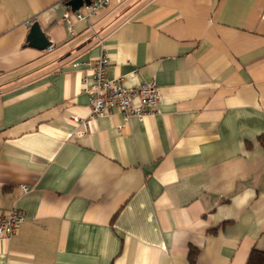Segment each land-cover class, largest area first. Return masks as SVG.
Masks as SVG:
<instances>
[{
    "label": "crops",
    "instance_id": "0c3cea01",
    "mask_svg": "<svg viewBox=\"0 0 264 264\" xmlns=\"http://www.w3.org/2000/svg\"><path fill=\"white\" fill-rule=\"evenodd\" d=\"M34 22L47 50L28 46ZM103 54L158 106L80 133ZM261 135L264 0H126L89 20L0 0V214L24 217L0 264H246L264 253Z\"/></svg>",
    "mask_w": 264,
    "mask_h": 264
},
{
    "label": "built area",
    "instance_id": "2783aa9c",
    "mask_svg": "<svg viewBox=\"0 0 264 264\" xmlns=\"http://www.w3.org/2000/svg\"><path fill=\"white\" fill-rule=\"evenodd\" d=\"M126 0H91L88 11L82 15L80 11L74 13L77 20L91 19L98 13L108 8L112 2L118 4ZM68 32L72 34L73 22L64 18ZM74 64L73 66H79ZM90 75L81 79V85L88 96L91 113L87 118L70 117V122L76 124L80 133L87 130L88 123L95 117H103L112 113L119 114L124 120L134 118L143 120L146 116L154 114L159 101V93L154 83L143 84L137 88H126L119 78L109 79L106 70L109 61L106 55H101L97 60L87 63ZM23 193L28 189L21 187ZM24 221L23 215L18 210H11L0 214V241L10 240L17 228Z\"/></svg>",
    "mask_w": 264,
    "mask_h": 264
},
{
    "label": "water",
    "instance_id": "95a60500",
    "mask_svg": "<svg viewBox=\"0 0 264 264\" xmlns=\"http://www.w3.org/2000/svg\"><path fill=\"white\" fill-rule=\"evenodd\" d=\"M91 0H70L65 6L72 12L79 11L82 7H89ZM28 46L39 51L47 50L50 47V42L46 38L44 31L38 23L34 22L29 27L27 36Z\"/></svg>",
    "mask_w": 264,
    "mask_h": 264
},
{
    "label": "trees",
    "instance_id": "16d2710c",
    "mask_svg": "<svg viewBox=\"0 0 264 264\" xmlns=\"http://www.w3.org/2000/svg\"><path fill=\"white\" fill-rule=\"evenodd\" d=\"M59 1H61L63 4H66L70 0H59ZM258 142L260 146L264 148V135H261L258 138ZM189 261H190V264L194 263L192 256H190ZM246 264H264V253L256 252L255 250H253Z\"/></svg>",
    "mask_w": 264,
    "mask_h": 264
},
{
    "label": "rangeland",
    "instance_id": "374dc122",
    "mask_svg": "<svg viewBox=\"0 0 264 264\" xmlns=\"http://www.w3.org/2000/svg\"><path fill=\"white\" fill-rule=\"evenodd\" d=\"M81 9H82V10H84V8H83V7H82Z\"/></svg>",
    "mask_w": 264,
    "mask_h": 264
}]
</instances>
